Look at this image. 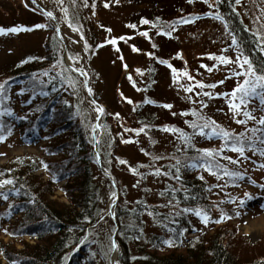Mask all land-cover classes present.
Returning <instances> with one entry per match:
<instances>
[{"label":"trees","instance_id":"trees-1","mask_svg":"<svg viewBox=\"0 0 264 264\" xmlns=\"http://www.w3.org/2000/svg\"><path fill=\"white\" fill-rule=\"evenodd\" d=\"M231 1L222 0L223 15L226 17L230 29L237 33L238 43L244 56L250 58L255 68L264 71V53L260 51L261 46L258 39L245 28L234 11ZM97 3L98 0H95V4ZM75 4L86 16L88 7L92 6V0H88L87 7L83 6V0H78ZM77 16L78 14H75V17ZM85 22L93 24L91 18L87 16ZM47 24L53 29L51 21L48 20ZM82 31L90 45L92 44L89 41L94 43L97 41L91 40L83 29ZM51 40H53L52 45L45 46L47 52L40 55H29L28 57H37V59L29 60L26 63L19 62L10 75L11 78H6L10 99L4 102L3 107L11 108L13 114L0 116V124H3V129L7 133L8 129L11 130L17 124L22 125L24 138L30 142H40L41 153L26 152L15 155L6 164L0 165V174H2L0 180L11 179L13 181L12 184L4 185L2 188L10 187L16 211L22 213L13 230L18 228L19 236L28 235L34 240V243L22 240L23 249L15 251L14 255L8 249L9 243L2 244L0 246V250H2L0 251V264L4 258L6 264H12L13 261L16 264H65L67 254L85 237V246L73 254L68 264H107V255H102L98 248L100 244L104 246L100 234H92L93 226L105 211L102 198L103 182L106 177L99 168L97 153L91 139L93 122H90L89 127H87L86 121L82 122L84 116L77 103L78 95L68 80L74 81L75 86L78 84L80 89L84 88V83L76 72L59 60L61 44L55 33L51 35ZM98 44H101V40H98L89 50L94 52V55L103 47L97 48ZM40 57L44 59H39ZM95 79L96 77L90 78L93 93ZM4 80L2 79L0 82H4ZM21 90L23 91L21 92ZM94 95L100 101L98 95L96 93ZM14 97H18L19 100ZM145 98L154 101L149 96ZM145 98L139 106H148V111H151L150 108L159 106L156 102L145 103ZM248 110L255 114L261 110L258 98L249 102ZM261 111L264 113V110ZM198 112L205 118H211L203 111L198 110ZM150 115L141 114L139 126L132 127V129H139L147 124L150 127L145 129V132L137 134L129 131L117 137L119 139L123 135L125 140L131 137L133 141L129 142L131 144L139 142L138 138L142 135L148 137V143L152 148L140 146V149L145 150L144 152L140 151L141 153L146 157H152L151 164L142 163L145 170L140 165L131 164L120 152L112 150L113 145L111 146L106 140L108 136L104 128L101 136L102 166L114 178L120 190V200L115 208L116 224L118 225L116 236L119 249L118 264H262L264 248L257 249L259 254L257 257L247 258L234 252L233 247H230L236 245V242L232 243V239L225 240L218 237L217 234L205 240L198 220L196 224L192 221L196 219L193 213L184 212L183 209L199 207L206 210L209 195H211L219 200V207L228 205L231 208L230 210L233 212L228 215L235 216L236 204L240 206V198L245 197L243 196L245 181L253 182L251 171L244 169L245 162L254 169L261 168L254 162H264V157L254 154V149L246 150V155L250 159L240 158V163L234 165L221 156H217L216 159L220 164L226 165L230 170L244 172L246 175L243 179L233 183L232 178L228 176L218 178L213 174L214 180L208 182L206 178H200L204 177V173L209 172L206 167H192L191 164L195 161L205 163L202 153L198 150L220 149L223 143L222 139L215 136L208 138L194 129V133H197L196 156L187 159L186 156L194 153V150L192 147L186 146L184 153L176 152L173 161H169L167 160V149L159 146L154 136L155 132L165 131L162 128L165 124L156 116L150 117ZM263 115L261 114V116ZM197 123L201 124L203 121L197 119ZM216 123L234 133L251 135L250 131L245 133V130H236L223 123ZM152 127L155 129L153 130ZM252 127L261 128L264 126L259 124L245 128L250 130ZM82 128L85 129L84 133L81 132ZM8 135L13 136L14 134L10 131ZM257 135L264 134L257 133ZM256 146L264 149V144H261L260 141H256ZM233 153L238 155L236 152L224 149L223 156L232 157ZM153 157L161 158L153 159ZM118 158L127 161V163H120ZM41 162L46 163L48 168L41 167ZM115 165H124L130 174L137 176L141 182L144 181L145 186L139 189L140 198L126 199L129 191L122 185L121 175ZM130 167L136 168L137 171L135 173L130 171ZM176 167L179 168L178 173ZM154 168L161 169V174H154L152 171ZM40 169L50 173L47 180L43 181V173H38ZM164 172L170 174L164 175ZM139 173L144 175L141 176ZM173 176L177 178L174 179ZM151 178L158 182L161 181V186L156 184L157 186L152 188L146 185ZM61 180H65L60 188L65 190L69 202L64 203L52 199L55 194L53 186H57ZM167 180L170 182L169 184ZM233 197L236 198L235 203L229 202ZM169 201H171V205ZM209 214L211 213L209 212ZM98 226L99 223L94 228L97 229ZM187 228H197V235L192 237L184 247L183 234L181 235V233ZM113 231L114 227L104 234L105 238L108 235V247L106 248L109 252L112 241L111 232ZM168 239H172L176 243L172 246L163 243Z\"/></svg>","mask_w":264,"mask_h":264},{"label":"rangeland","instance_id":"rangeland-1","mask_svg":"<svg viewBox=\"0 0 264 264\" xmlns=\"http://www.w3.org/2000/svg\"><path fill=\"white\" fill-rule=\"evenodd\" d=\"M215 3L218 7L211 10L216 12L218 9H221L222 0H215ZM231 3L246 28L250 32H253L258 39L259 36L257 33L264 36V0H241L239 5L235 4L232 0ZM36 4L46 10H53L56 18L59 20L57 21L60 23L61 38L65 41L68 55L76 56L79 54L81 57L78 61L72 60L73 63L78 67L86 69L88 71V77H96L94 93L98 95L104 106L101 124L102 129H105L108 136L106 140L111 146L113 145L112 150L120 152L131 164L140 165L145 170L146 168L142 163H152V157H146L140 152L141 145L146 148H152L148 143L147 136H140L138 138L140 141L132 144L129 142L122 143V139L125 140L123 135L117 139L120 134L129 132L124 131V129L131 130L132 127L139 126V116L141 114L146 116L147 114H151L150 117L156 116L164 124L173 125L189 133L192 145L190 147H192L194 153L188 154L186 156L187 159L189 157H195V153L197 154V133H194V129L190 123H186V121L197 122V117L189 111L190 109L203 111L212 120L223 123L225 126L235 128L236 130L246 129L242 128L240 123L236 122V119H240L242 115L234 119L225 99L215 95L211 98L203 95L196 97L193 92L184 91L179 84L187 87L192 82L181 76L179 84L173 83L171 70L156 62L155 57L166 59L177 69L181 71L186 69L195 80L203 81L205 84L223 81L222 84H217L213 89H203V91H209L213 94L225 92L226 90L230 92L235 87V84L238 83V80L243 78L242 76L232 75V72L241 71L235 63L231 65L218 64L216 60L210 59L207 55L211 53L219 56L223 53L231 54L232 52L231 58L233 60L236 58V52L234 49L231 51L232 46L230 48L232 36L227 31L226 26L213 17L207 16L190 24L176 23L173 25L176 30L172 32L171 38L164 35H157L160 27L177 20L175 18L189 16L194 13L205 14L208 12L209 8L203 3V0H191V2L189 0H118V2L111 3L107 8L104 7L103 0H98L94 8L92 6L88 7L86 13V16L91 18L93 24L85 22V14L77 8L76 4H73L72 0H64L63 5H59L57 0H36ZM62 6H67L68 21L63 19L64 13L60 11V7ZM75 14H78V16L75 17ZM142 17L150 21H155L159 17L160 22L157 27H152L151 24H140ZM41 19L40 16L27 11L26 7H23L21 0H0V27L19 26L25 23L31 24ZM69 24L82 26L85 34L91 40L111 39L112 37L122 35L130 36L131 39L119 41L118 45L111 44L101 48L97 51L96 55H93L91 51L86 52L84 50L80 34L74 32L69 27ZM128 24H136L137 28L132 29L127 27L126 25ZM102 26L106 28L102 29ZM109 28L111 31L106 33L105 30ZM142 30L149 31L151 40L140 35ZM53 33L55 32L52 29L43 28L35 31H21L16 34L9 33L0 35V80L5 79L4 81H6L10 79V75L14 72L16 65L24 57L34 54L40 55L47 52L45 46L50 47L52 45L53 40H51V35ZM89 42L92 45L96 43ZM153 43L158 47L153 48ZM132 45H135L140 51L134 52L131 47ZM148 52L154 53L155 56L150 57L146 55L145 53ZM177 52L181 53L182 58L176 56ZM121 55L123 56V61L120 58ZM59 60L65 63L62 46L59 50ZM125 63L128 65L127 69L122 66ZM202 64L208 65L209 67L216 65V67L209 72L201 67ZM136 69H141L143 74L137 73ZM129 73H131L132 79L135 81V87L128 79ZM153 77H155V80H153ZM74 88L76 95H78L77 103L79 109L84 116L82 122L86 121L87 127H89L90 122H95L96 120L98 114L96 110L97 106L92 103L84 88L80 89L78 84ZM137 88L140 90L137 91ZM194 91H201V89L197 87ZM146 96L158 102L162 101L166 102V104H171L172 107L164 108L161 106L150 108L151 111H148V106H139ZM190 96L192 97L191 100L189 99ZM124 97H130L133 103L129 104ZM14 98L18 100V97ZM197 99L206 102L207 107L201 108L199 103H193ZM182 111L187 112V114L181 115ZM116 113H119V117L114 115ZM252 124L250 123L249 125ZM152 129L154 130L155 128L152 127ZM81 132L84 133L85 129L82 128ZM154 136L159 146L167 149V160L173 161L172 159L176 152L178 154L184 153V147L186 145L178 139L179 133L168 131L155 132ZM26 152L41 153L38 150V146H27L20 142L19 135L8 142L0 143V153H3V155H0V165L6 164L13 156ZM115 168L121 175L122 185L129 191L126 199L130 197L140 198L141 194L139 189L145 186L144 181L141 182L137 176L130 174L124 165H115ZM244 168L255 172L256 176L260 179V182L255 185L251 183L246 184L250 192L259 195L249 196V202L246 201L248 203L244 209L239 208L237 210L236 208L234 213L237 211L240 212L239 216L228 215L233 212L230 210L231 208L228 205L217 207L216 205H219V200L209 195L206 210L211 213V216L216 218L223 211L231 218L206 226L200 221V225L199 222L198 225L202 229L201 232L205 240L217 234L218 237L224 238L225 240L232 239L233 244L236 242V245L230 246L233 247L234 252L239 253L242 257L250 258L259 255L257 253L258 248H264V187H261V185H264V171L254 169L247 162H245ZM204 174L203 178H206L208 182L214 180L210 173ZM190 175L193 176V174ZM42 178L43 181L47 180L44 175H42ZM167 182L168 184L170 183L168 180ZM156 184L161 186V181L158 182L151 178L146 185L154 188ZM53 189V193H55L52 196L53 200H59L64 203L69 202L65 190L61 189L60 185L53 186ZM112 192H116V189L111 181L105 178L102 198L105 212L112 198ZM102 216L103 220L99 219L96 223V225L99 223L97 229L94 228L96 225L93 226L95 231L93 233L100 234L99 236L105 247L100 246L99 251L102 254H106L110 260L112 252H109L106 248L108 247V235L105 238L104 234L107 230L114 227V221L106 213H103ZM18 220L19 217H15L11 221L9 225L10 229L16 227L15 225L18 223ZM192 221L197 224V219H193ZM1 227L0 246L9 243L10 246L8 249H10L12 255L15 254V251L23 249L22 240L34 243V240L30 238L11 237L9 234L2 232ZM185 233L186 236H192L194 234L189 230L185 231ZM186 244L187 242H185L184 247ZM2 264H6L5 258L2 260Z\"/></svg>","mask_w":264,"mask_h":264},{"label":"snow or ice","instance_id":"snow-or-ice-1","mask_svg":"<svg viewBox=\"0 0 264 264\" xmlns=\"http://www.w3.org/2000/svg\"><path fill=\"white\" fill-rule=\"evenodd\" d=\"M57 2L59 5L64 4V0H57ZM72 2H73V4H75L76 0H72ZM114 2H118V0H103V5L105 8H107L110 6L111 3H114ZM189 2H191V0H189ZM233 2L237 5H239L241 3V0H233ZM203 3H205L209 8V11L206 12L205 15L213 17V18H217V19L222 18L218 12L211 10V9L218 7L217 4L215 3V0H203ZM31 4L35 5L36 0H31ZM83 6H85V7L88 6V0H83ZM92 7L93 8L95 7V0H92ZM33 10H35V9H33ZM41 11H42V14L44 16H46L47 18H49L50 20L56 19L55 15L52 11L43 10V9H41ZM60 11L62 13H64L63 19L65 21H68L69 16H68L67 6L60 7ZM159 22H160L159 17H157L155 21H150L145 17H142L140 20V24H151L152 27H157ZM190 22H192V21L189 19H185L184 17H179V18H177V20L160 27L159 31L157 32V35H164L166 37L171 38L172 32H174L176 30L175 27H173L174 24H176V23L183 24V23H190ZM49 26L50 25H48L47 23H38V24L32 25L30 27H28V26H12L10 28L0 27V35H6L9 33L16 34V33H19L21 31H31L33 29H43V28H47ZM126 26L130 27L132 29L137 28L136 24H128ZM69 27H71L74 32H78L80 34L81 40L83 41L84 50L86 52L89 51L92 48V45H90L88 43V41L84 38L82 26H76V25L69 24ZM165 27L170 29V30L165 31ZM106 31L110 32L111 29L110 28L106 29ZM56 34L59 35V25L58 24L56 25ZM140 35L151 40V37L149 35L148 30H142L140 32ZM257 35L259 36V44L261 45L260 51L264 52V36L260 35L259 33H257ZM128 39H131V37L130 36H123V35L119 36V37H112L110 40L106 39L105 41L101 42V44L96 45V47L97 48L102 47L105 43L117 45L118 41H126ZM232 44L233 45L237 44V39L235 36L232 37ZM131 47H132V50L134 52L140 51V49L137 48L135 45H132ZM152 47L156 48L158 46L153 43ZM117 50H118V48H117ZM9 51H11V50H9ZM92 54L94 55L95 53L93 52ZM145 54L150 56V57L155 56V54L152 52H148ZM207 55L209 56L210 59L216 60L218 64L231 65V64L235 63L240 68L241 71L232 72V75L233 76H242L243 79L240 82H238L236 84V86L231 89L230 92H219V93L213 94L209 91H203L204 88L213 89L217 86V84H222L223 81H217L215 83L205 84L203 81L195 80V78L193 76H191L186 69L181 71V70L177 69L176 67H174L166 59H161L159 57H155V59L157 60L158 63L166 65L171 70L173 83L179 84L181 76L187 78V80L192 82L187 87H184L183 84H179V86L181 88H183L184 91L193 92L196 97H200L201 95H203L205 97H210V98L213 95L222 96L225 98L228 109L233 114L234 119L238 116H241V115L243 116V119H236L237 123L246 125L249 120L257 121V117L255 115H253L251 111L248 110V104L251 100L258 98L259 103L261 105V110H264V71H261V70H258L257 68H255L253 65V62L250 60V58L248 56H244L242 54L237 55L235 60H233L231 57L223 55V54L216 56L215 54L209 53ZM176 56L179 58H182L180 52H177ZM120 58L123 61L122 55ZM33 59H37V57H31V56L27 57L26 60H23L20 63H26L27 61L33 60ZM39 59H44V58L40 57ZM68 59L78 61L79 59H81V57L79 56V54H77L76 56H69ZM122 66L125 69H127V67H128V65L126 63L123 64ZM201 67L205 68L207 71L210 72V71H212V69L214 67H216V65L209 67L208 65L202 64ZM68 68L74 72L79 73L81 76L85 77V80L83 81V83L87 87V85H88V79H87L88 78V71L82 67H76L75 65H72V64H70L68 66ZM229 70L231 71V69H229ZM136 72L140 73L141 75L143 74V71L141 69H136ZM45 75H47V73H45ZM128 79L133 83V86L135 87L136 86L135 81L132 79L131 73H129ZM68 83L75 86V82L72 81L71 79L68 80ZM197 87H199L201 89V91H194L195 88H197ZM7 89H8V81L6 80L4 82H0V116H3L4 114H8V115L13 114V111L11 108L3 107L4 102L10 99ZM87 90L89 93H91L93 91L91 87H88ZM139 90L140 89L137 88V91H139ZM22 91L23 90H21V92ZM124 99L129 104L133 103V101L131 100L130 97H124ZM189 99L191 100L192 97L190 96ZM144 102L145 103H155V101H151L148 98H145ZM92 103L95 104L96 103L95 100H93ZM193 103H199L201 108L207 107L206 102L198 100V99L193 101ZM162 106L164 108H171L172 107L171 104H163ZM96 110L98 113H102L104 111L102 106H97ZM133 110L135 111V109H133ZM189 111H191L192 114L194 116H196L198 120L203 121V123L198 124L196 121H186V123H190L191 127L193 129H195L197 132H199V134H201V135L207 136L208 138L215 136V137L221 138L223 141L220 149L205 148V149L198 150L200 153H202V159L205 161V163L202 164L199 161H195L191 164L192 167H206V170H208L210 174H215L218 176V178L220 176H228V177L232 178L233 183H235L237 180L243 179L244 176L246 175V173L241 172L239 170H230L226 165L220 164L217 161V159H216L217 156H221L223 159L228 160L230 163H232L234 165H238L240 163V158H243L244 160L250 159V157H248L246 155V150H253L254 149V154H258L259 156L264 157V149H261V148L256 146V141H260L261 144H264V135H257V133L264 134V127H261V128L252 127L250 130L248 128H246L245 133H247L249 131L251 132V135L246 136L243 133H234L228 129L223 128L222 126L217 124L216 121L212 120L211 118H205V117L201 116L200 113L195 109H190ZM186 114H187V112H185V111L181 112V115H186ZM114 115L116 117H119V113H116ZM173 115H175V113H173ZM257 123L260 124L261 126H264V116H261L259 118V120L257 121ZM96 127L99 128L100 125L97 124ZM148 127H150V126L145 124L144 126H142L139 129H131V130L124 129V131H133V132L139 134L141 132H145V129H147ZM3 128H4L3 124H0V129H3ZM162 128H163V130L168 131V132L179 133L178 139L183 141L186 146H192L191 145V136L189 133L184 132L182 129L176 128L173 125H163ZM205 129H207V131H205ZM7 131H8V133H10L11 130L8 129ZM94 131H95V129H94ZM5 139H6V135H4L2 132H0V142L4 141ZM121 142L125 143V142H133V141H132V138L129 137L128 140L122 139ZM224 149H229L233 152L238 153V157L233 158V157L223 156ZM140 151L144 152L145 150L143 148H141ZM0 155H3V153H0ZM160 158L161 157H153V159H160ZM118 161L120 163H124V164L127 163V161L120 160L119 158H118ZM254 163H257L259 165V167L264 168V162L256 161ZM177 164H179V161H177ZM41 167H43L44 169H47L48 165L46 163L41 162ZM129 170L134 172V173L137 171L136 168H132V167H130ZM152 171L156 175L161 174V169H159V168H154ZM176 172L177 173L179 172L178 167H176ZM163 174L169 175L170 173L164 172ZM0 175H2V174H0ZM139 175L143 176L144 174L139 173ZM173 178L175 179L177 177L173 176ZM200 178L203 179V177H200ZM12 183H13V181L11 179L0 180V188H2L4 185H10ZM253 183H255V182L253 181ZM261 187H264V185H261ZM111 195L113 197L112 203L114 204L115 198L117 197V193L112 192ZM245 196L248 197L249 194L245 193ZM0 198L7 200L8 196H7V194L0 192ZM235 200H236V198L233 197L229 202L235 203ZM244 203H245L244 198H240L239 204L242 206ZM169 204L171 205V201H169ZM216 206L218 207V205H216ZM11 207L12 206L9 205V208H11ZM183 211L193 213L195 216H197L200 219L201 223L204 224L205 226L208 225L209 223H212V222L219 223L221 220L231 218L230 216H227V214L224 213L223 211H221V214L218 218H213L210 216L208 211L201 209L199 207L185 208V209H183ZM108 214L115 217L114 212H110ZM149 214L151 215V213H149ZM235 215L239 216L240 212L237 211L235 213ZM85 219H88V217H85ZM100 219L103 220V216H101ZM245 223H246V221H245ZM3 231L9 235H12V233H8V230L6 228L3 229ZM182 234L183 233H181V235ZM246 235H247V233H246ZM80 243H84V241H80ZM163 243H165L169 246H172V245H174V243H176V241H174L172 239H168V240L163 241ZM116 247H117L116 243L114 241H112L110 244V250H114ZM0 251H2V250H0ZM12 264H16V262L13 261ZM114 264H118V262H114ZM262 264H264V261H262Z\"/></svg>","mask_w":264,"mask_h":264},{"label":"water","instance_id":"water-1","mask_svg":"<svg viewBox=\"0 0 264 264\" xmlns=\"http://www.w3.org/2000/svg\"><path fill=\"white\" fill-rule=\"evenodd\" d=\"M66 61H67V58H66ZM70 65V64H69ZM89 93V92H88ZM91 95V93H89ZM100 117V116H99Z\"/></svg>","mask_w":264,"mask_h":264}]
</instances>
